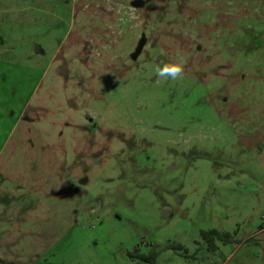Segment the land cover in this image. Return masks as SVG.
<instances>
[{
  "label": "rangeland",
  "instance_id": "obj_1",
  "mask_svg": "<svg viewBox=\"0 0 264 264\" xmlns=\"http://www.w3.org/2000/svg\"><path fill=\"white\" fill-rule=\"evenodd\" d=\"M0 2V264H264V0Z\"/></svg>",
  "mask_w": 264,
  "mask_h": 264
},
{
  "label": "trees",
  "instance_id": "obj_2",
  "mask_svg": "<svg viewBox=\"0 0 264 264\" xmlns=\"http://www.w3.org/2000/svg\"><path fill=\"white\" fill-rule=\"evenodd\" d=\"M203 237L207 240L210 245L209 248L212 250L217 249L216 242H221L224 245H227L232 240V235L228 232H220L218 230H209L203 231ZM131 257L143 262V264H155L158 253L142 254L141 250L138 248L134 252L130 253Z\"/></svg>",
  "mask_w": 264,
  "mask_h": 264
},
{
  "label": "clouds",
  "instance_id": "obj_3",
  "mask_svg": "<svg viewBox=\"0 0 264 264\" xmlns=\"http://www.w3.org/2000/svg\"><path fill=\"white\" fill-rule=\"evenodd\" d=\"M184 68L180 63H166L157 69L158 76L168 79H179L183 76Z\"/></svg>",
  "mask_w": 264,
  "mask_h": 264
},
{
  "label": "crops",
  "instance_id": "obj_4",
  "mask_svg": "<svg viewBox=\"0 0 264 264\" xmlns=\"http://www.w3.org/2000/svg\"><path fill=\"white\" fill-rule=\"evenodd\" d=\"M0 1H2V0H0ZM1 3V2H0Z\"/></svg>",
  "mask_w": 264,
  "mask_h": 264
}]
</instances>
